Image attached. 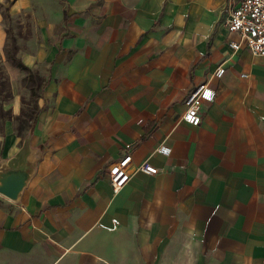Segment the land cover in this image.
I'll list each match as a JSON object with an SVG mask.
<instances>
[{"label":"crops","instance_id":"1","mask_svg":"<svg viewBox=\"0 0 264 264\" xmlns=\"http://www.w3.org/2000/svg\"><path fill=\"white\" fill-rule=\"evenodd\" d=\"M226 16L227 0H0L15 49L14 23L53 32L27 128L19 94L0 104V172L26 173L0 193V264H264V58L229 45ZM201 83L216 96L193 125L181 114Z\"/></svg>","mask_w":264,"mask_h":264},{"label":"built area","instance_id":"2","mask_svg":"<svg viewBox=\"0 0 264 264\" xmlns=\"http://www.w3.org/2000/svg\"><path fill=\"white\" fill-rule=\"evenodd\" d=\"M225 26L228 31L237 33V40H229V45L233 49L246 46L255 57L264 58V0H227V16ZM224 70L223 66H218L216 75H220ZM242 76L247 73L243 72ZM216 96V89L207 84L201 83L191 89L186 95L185 108L181 118L193 125H198L201 121V106L203 102L213 101ZM157 152L169 153L170 147L160 144L155 149ZM131 161V154L126 153L113 162L108 168V177L111 188L118 191L131 177L128 164ZM137 169L147 173H156L157 167L151 162L144 160L137 165ZM113 222L117 220L113 218Z\"/></svg>","mask_w":264,"mask_h":264},{"label":"rangeland","instance_id":"3","mask_svg":"<svg viewBox=\"0 0 264 264\" xmlns=\"http://www.w3.org/2000/svg\"><path fill=\"white\" fill-rule=\"evenodd\" d=\"M17 21V20H16ZM32 18L28 17L21 24H15V30H12L14 34V41L16 43V54L23 59H35L34 62H27V69L19 67L15 73L14 82L10 80L7 68L11 61L9 56V41L10 36L7 28L5 27L4 35L0 32V104L7 105L11 102L13 94L17 93L20 96L21 111L17 117L19 125L24 127L19 130H25L27 128L26 122L34 118V113L37 111L40 105V96L47 80L48 61L39 60L37 53L39 47L51 40L53 32L50 30H44V27L38 28V30L32 29L34 25L30 24ZM51 25H56L57 19L51 21ZM4 24L7 25V19H4ZM7 117L11 116L10 110H6L4 113ZM5 120V119H4ZM3 120V121H4ZM26 122L24 123V121ZM2 119L0 116V127L2 126ZM23 121V122H22Z\"/></svg>","mask_w":264,"mask_h":264},{"label":"water","instance_id":"4","mask_svg":"<svg viewBox=\"0 0 264 264\" xmlns=\"http://www.w3.org/2000/svg\"><path fill=\"white\" fill-rule=\"evenodd\" d=\"M26 173L23 169L0 172V193L14 199L24 185Z\"/></svg>","mask_w":264,"mask_h":264},{"label":"trees","instance_id":"5","mask_svg":"<svg viewBox=\"0 0 264 264\" xmlns=\"http://www.w3.org/2000/svg\"><path fill=\"white\" fill-rule=\"evenodd\" d=\"M3 15L5 18H9V13L7 11V8L5 7L3 9ZM12 38V36H11ZM8 59L11 61V63L13 65H15L16 67L22 68V69H27V65L21 60V58L16 54V49H15V45L13 42L10 43L9 46V56ZM147 128V127H146Z\"/></svg>","mask_w":264,"mask_h":264}]
</instances>
